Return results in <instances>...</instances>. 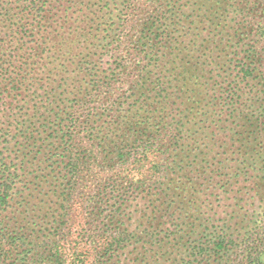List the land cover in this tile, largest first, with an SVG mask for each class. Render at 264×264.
Segmentation results:
<instances>
[{"label":"trees","instance_id":"trees-1","mask_svg":"<svg viewBox=\"0 0 264 264\" xmlns=\"http://www.w3.org/2000/svg\"><path fill=\"white\" fill-rule=\"evenodd\" d=\"M0 264H264V0H0Z\"/></svg>","mask_w":264,"mask_h":264}]
</instances>
